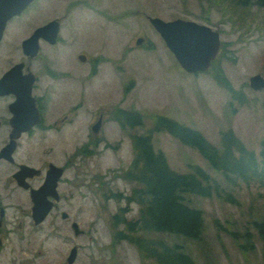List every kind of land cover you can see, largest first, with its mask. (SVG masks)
<instances>
[{
  "label": "rangeland",
  "instance_id": "obj_1",
  "mask_svg": "<svg viewBox=\"0 0 264 264\" xmlns=\"http://www.w3.org/2000/svg\"><path fill=\"white\" fill-rule=\"evenodd\" d=\"M220 2L42 0L29 11L27 22L42 24L62 19L63 33L74 40L77 53L87 56L92 70V112L98 107L99 99L105 97L108 119L102 142L88 141L86 135L65 143H46L39 137L23 143L18 158L32 166L42 164L44 151L52 147L58 155L53 160H64L63 149L68 152L66 160L69 155L74 156L75 171H79L80 181H85L86 186L77 190L75 204L65 206L63 211L84 234L76 235L72 222H64L61 217L51 220L52 227L46 224L33 231L26 219L25 240L20 241L17 233L12 235L0 264H67L66 258L73 247L78 249L74 264H156L120 234L132 237L128 225L135 223L140 215V206L128 201L138 187L128 177L136 158L133 138L148 135L155 116L175 120L200 132L216 147H221L222 134L232 131L260 158L264 142V92L253 91L250 78L264 77V9L253 7L252 15L248 16L237 10L230 19L231 16L222 12L232 4L224 1L219 5ZM149 18L193 21L218 31L222 52L215 64L237 99L212 74L186 73ZM24 28L25 34L30 33L27 26ZM140 38L145 41L137 46ZM103 89L106 96H102ZM124 114L143 117V126L123 128L113 122ZM76 131L87 133L84 125L76 126ZM152 142L155 151L165 155L173 171L187 175L200 167L219 185L221 195L184 196L186 205L203 214L199 239L177 234L145 236L182 246L194 264H264V240L256 226L264 224V188L240 180L234 184L197 149L165 131L155 132ZM88 143L90 154L85 155ZM0 192L4 198V190L0 188ZM228 195L232 201L226 199ZM4 205L9 207L11 203L4 200ZM115 214L121 219L114 222ZM18 221L15 209H10L8 228L16 232ZM50 231L54 235L51 239L47 238Z\"/></svg>",
  "mask_w": 264,
  "mask_h": 264
},
{
  "label": "flooded vegetation",
  "instance_id": "obj_2",
  "mask_svg": "<svg viewBox=\"0 0 264 264\" xmlns=\"http://www.w3.org/2000/svg\"><path fill=\"white\" fill-rule=\"evenodd\" d=\"M41 1L34 0L20 14L4 23L6 17L4 14L7 10H3L11 6L12 1L5 5L4 1L0 0V25H5L0 39V84L9 72L20 67L18 72L21 79L26 84L32 85L30 96H20L12 92L14 86L0 87V91H5V94L0 95V140L3 141V147L0 148V188L5 192L4 198L1 197L0 192V257L12 235L17 233L20 241L25 240L26 219L29 220L33 231L42 229L46 224L52 227L51 220L61 217L64 222H72L71 228L74 233L77 225L79 235L84 234L76 221H72L70 215L63 211L65 206L75 204L79 196L77 190L86 186L85 181H80L79 171H75L74 156L69 155L66 160L68 152L63 149L61 155L64 160H53V156L58 157V155L52 147L44 151L42 164L32 166L18 158L23 143L34 137H39L46 143H65L86 135L88 141L94 139L102 142L101 135L108 119L105 97L99 99L98 107L92 112V70L87 56L82 52L77 53L74 40L63 33L65 27L62 19L56 18L42 24L26 21L29 11ZM53 22H58L59 25L58 36L54 42L41 36L36 43L35 54H33V46L24 47V43L31 40L38 30ZM35 25L37 26L34 27ZM26 26L30 30L28 34L24 33ZM221 52L222 45L219 56ZM102 96H106L104 89ZM15 104L20 106L17 107ZM103 108L104 112H100ZM124 116L125 114L122 119L116 117L113 122L124 128ZM98 124L99 130L96 132L95 128ZM80 125H84L87 129L85 135L81 132L77 133L76 126ZM126 127L130 126L126 125ZM12 141L16 142L13 154L8 158H1L2 150ZM88 146L90 143L85 147V155L90 154ZM22 166L32 168L36 172H29L23 179L21 177L19 179L17 175L22 171ZM53 181H56V184L54 183V187L51 188ZM48 182H51V185L48 186L49 188H44L42 202L50 205L51 210L46 218L37 224L33 218L35 207L33 192L40 191ZM4 200L9 201L11 205L5 206ZM10 209H15L16 218L19 220L20 225L16 228V232L8 228ZM117 219H121L120 215H113L114 222ZM52 237H54L53 231H50L47 238ZM74 249L77 254L74 261L76 263L78 249L73 247L71 252ZM70 255L66 258L67 264Z\"/></svg>",
  "mask_w": 264,
  "mask_h": 264
},
{
  "label": "trees",
  "instance_id": "obj_3",
  "mask_svg": "<svg viewBox=\"0 0 264 264\" xmlns=\"http://www.w3.org/2000/svg\"><path fill=\"white\" fill-rule=\"evenodd\" d=\"M224 1L232 4L231 8L225 7L222 12L225 16H231L230 19L235 17L234 12L237 10L248 16L252 15L253 7L264 9V0H221L219 5ZM209 73L237 99V94L224 79L215 62ZM124 120V128L126 125L137 127L144 124L143 117L139 115L125 114ZM163 131L197 149L215 170L224 173L234 184L240 180L262 188L264 142L258 158L232 131L224 132L221 147H216L200 132L162 116L154 117L153 128L148 135L133 138L136 158L128 177L138 187L128 201L136 202L140 206V215L135 223L128 225V232L132 237L120 233L121 238L132 242L145 258L155 261L156 264H194L182 246L169 245L164 240L148 238L145 235L177 234L189 239H199L203 232V214L186 205L184 196L196 194L211 197L214 193L221 195V192L219 185L200 167H195L193 173L187 175L176 173L170 168L165 155L155 151L152 142V135ZM226 199L232 201V196L228 195ZM256 226L264 240V224Z\"/></svg>",
  "mask_w": 264,
  "mask_h": 264
},
{
  "label": "water",
  "instance_id": "obj_4",
  "mask_svg": "<svg viewBox=\"0 0 264 264\" xmlns=\"http://www.w3.org/2000/svg\"><path fill=\"white\" fill-rule=\"evenodd\" d=\"M4 4L10 3L11 6L5 8L6 11L4 18L6 23L9 19L20 14L24 9H26L34 0H3ZM149 22L154 30L160 35V37L165 42L167 48L176 58L178 64L181 68L188 74H203L211 70L212 64L218 58L221 49V35L218 31L214 30L210 26L198 24L193 21H187L182 19H176L173 21H164L160 18H149ZM3 24L0 25V39L4 30ZM58 22L50 23L44 28L38 30L31 40L24 43V47L33 46V54L37 50L36 43L38 39L43 36L51 42H54L58 36ZM144 43V39L140 38L137 40L136 45L141 46ZM20 67L14 68L9 72L5 78L2 80L0 87L9 88L14 86L12 92L17 93L20 96L31 95V83H25L18 72ZM25 85V86H24ZM22 87H27L28 89H23ZM250 87L255 92H264V77L261 75H256L250 78ZM5 94V91H0V95ZM17 107L20 104H15ZM32 127V126H31ZM99 124L95 128L98 132ZM16 142L12 141L9 143L1 153V158H8L11 156L15 150ZM55 168V167H51ZM21 172L17 177L23 179L27 173L36 171L27 166L21 167ZM20 175V176H19ZM51 188L54 187V183ZM56 184V183H55ZM51 182L46 183V185L40 191L33 192V200L35 202V207L33 209V218L37 224H40L51 210L50 205H46L42 202L44 188L50 187ZM48 187V188H49ZM46 205V206H45ZM76 235H79L78 226L75 225ZM77 257L76 249L71 252L68 264H73Z\"/></svg>",
  "mask_w": 264,
  "mask_h": 264
}]
</instances>
